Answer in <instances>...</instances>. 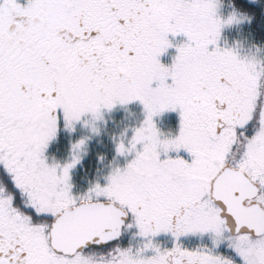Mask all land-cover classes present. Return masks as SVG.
Instances as JSON below:
<instances>
[{
  "label": "rangeland",
  "instance_id": "rangeland-1",
  "mask_svg": "<svg viewBox=\"0 0 264 264\" xmlns=\"http://www.w3.org/2000/svg\"><path fill=\"white\" fill-rule=\"evenodd\" d=\"M187 1L0 0V43L20 45L27 32L41 34V47L48 35L49 44L55 43L50 56L0 44L1 57L21 60L0 58V110L16 117L0 125L1 221L8 215L29 239L32 230L38 235L51 218L79 201L117 200L130 209L137 183L138 190L139 184L160 190L130 172H153L157 161L176 164L170 171L177 174L193 175L184 168L190 163L209 165L201 176L225 161L249 166L252 161L238 158L239 149L233 148L238 130L246 126L254 134L247 151L255 153L256 162L264 159V47L248 40L242 31L246 18L221 0ZM43 12L61 32L40 23ZM119 71L125 75L116 78ZM89 74L94 85L85 79ZM212 95L220 103L225 99L230 112L229 125L217 135L221 123L214 116L220 113L207 101ZM103 136L109 137L112 155L97 163L103 170L77 192L81 164L94 139ZM205 194L196 182L175 189L166 207L183 219L182 204L198 202L206 212L201 221L220 246L248 256L254 252L264 264V237H232ZM257 200L264 206L263 196ZM31 239L44 259L34 264L90 262L82 255L64 261Z\"/></svg>",
  "mask_w": 264,
  "mask_h": 264
},
{
  "label": "flooded vegetation",
  "instance_id": "flooded-vegetation-1",
  "mask_svg": "<svg viewBox=\"0 0 264 264\" xmlns=\"http://www.w3.org/2000/svg\"><path fill=\"white\" fill-rule=\"evenodd\" d=\"M207 101L210 105H213L215 110H219L220 115L214 116L216 124L220 122L224 125V128L228 126L230 112L226 111L227 103L225 99L220 103L219 99L214 98L212 95L208 96ZM245 129L248 130L249 135L247 134L243 138L238 158L243 156V158L250 159L253 164L242 166L240 164L242 161H225L208 176H204V174L201 176V171L210 167L204 163H190L189 167L187 165L184 167L187 170L190 169L193 175L190 173H172L170 170L177 167L176 164L159 161L155 162V170L153 172L145 171L139 173L133 169L134 172H130V176L139 178V180L144 182H155L160 190H150L145 184H139L138 190L137 183L136 186L134 185L136 190L134 197H129L128 207L130 209L124 208L117 200L108 201L118 205L126 212L127 222L121 231L119 240L109 246L92 248L71 258L61 255L57 256H61L64 261H71L69 259L74 261V259L76 260L77 257L82 255L90 259L89 264H101V261L110 259L114 260L112 264H250L248 262L250 256L253 260L252 264H259L254 252L249 256L241 254L243 253L241 251L239 254L234 251L228 252L219 245L221 242H219L217 236L213 237L215 239L213 240L211 229L207 228L205 223L201 221V216L205 215L206 212H202L199 209L200 205L198 202L190 203L187 201L182 204V207L186 210L182 213L185 215L183 219H177L178 216L166 207V204L169 203L168 196L175 189L182 190L187 185L197 182L204 186L205 196L209 203H213L218 209L219 207L215 205L211 197L210 184L225 166L244 172L253 183L260 187L257 199L260 196L264 197V159L256 162L254 160L255 153L247 151L246 143L251 142L254 134H252L251 126H246ZM219 132L215 127V133L218 134ZM196 175L199 177H196ZM174 183L177 184L176 187L173 185ZM164 188H168L169 193H164ZM11 198L15 200V198ZM191 204L192 207L189 208ZM24 210L28 211L29 209L25 208ZM219 211L221 212V210ZM10 218L5 215L3 220H0V264H34V262H43L44 259L41 258L42 256L39 252L40 249H33L34 241L31 237L35 241L38 239L43 246L42 249L48 253V229L51 219L48 225L46 224L45 228L42 229V232L36 235L32 230L31 237L27 239L22 228L19 231L18 227L16 229L13 227ZM10 225L13 230H11ZM28 225H30L29 221ZM225 231L228 232L227 230ZM33 234H35V237H33ZM239 236H247L251 240L259 239L252 238L249 235ZM51 252L55 254L52 250ZM118 259H123V261L116 263ZM62 260L60 262H64Z\"/></svg>",
  "mask_w": 264,
  "mask_h": 264
},
{
  "label": "water",
  "instance_id": "water-1",
  "mask_svg": "<svg viewBox=\"0 0 264 264\" xmlns=\"http://www.w3.org/2000/svg\"><path fill=\"white\" fill-rule=\"evenodd\" d=\"M222 127L219 124L218 131ZM210 185L213 202L232 236H264V207L256 201L258 186L244 172L225 166ZM126 222L125 211L112 203L81 202L51 221L49 245L55 253L72 257L115 243Z\"/></svg>",
  "mask_w": 264,
  "mask_h": 264
},
{
  "label": "trees",
  "instance_id": "trees-1",
  "mask_svg": "<svg viewBox=\"0 0 264 264\" xmlns=\"http://www.w3.org/2000/svg\"><path fill=\"white\" fill-rule=\"evenodd\" d=\"M186 2H189V1L186 0ZM221 2L224 5H226L228 8L232 9L237 14H240L246 18L247 21L243 25V30H242L243 34H245L247 36V38L250 42L257 44V45H261L262 47H264V12H263L264 11V7H263L264 3L261 2V4H259V2H258L257 4L256 3L251 4L245 0H221ZM40 18H42L40 23L43 26H46V24H44V22H47L54 29L56 28L57 32H61L60 31L61 29L58 26L55 27L56 20L53 17H50L48 14H45L43 12V15H40ZM37 33L27 32L28 35H21V37H22L21 42H18L20 45H15V44L6 45L3 43H0V44H2V46H5L8 49L20 48V50H22L23 52H26V51L39 52L40 54L50 56L49 55L50 48L55 43L53 42V43L49 44L48 41L52 40V38H50V35H48L46 37V41H45V48H44V46L41 47L40 46L42 43L40 40L41 34H37ZM35 35L39 37V41H40L39 43H36V44L31 39ZM43 48H44V50H43ZM36 49H38V50H36ZM0 58L1 59L2 58L7 59L8 61H11V62H21V60H18V61L10 60L9 59L10 57H8V56H2V57L0 56ZM121 68H123V67L121 66ZM156 70H159L158 67H156L155 71ZM93 71H95V70H93ZM82 74L84 75V72H82ZM155 74H157V73L155 72ZM117 75L118 76L116 78H119L120 76L125 75V73L124 72L122 73L119 71ZM92 78H93L92 74H89V75H87V77L85 79L87 80L88 83L91 82V84L94 85L95 80ZM126 106L127 105H125V107ZM47 108H50V106H48ZM66 108H70V107H66ZM8 116H10V115H7L5 112L0 110V125H1V122H3L4 124H7V123L14 122V120L16 119V117L10 116V118H9ZM17 120H20V118H17ZM17 123L18 122H16L15 125H17ZM62 128L63 127H61V129ZM109 130L112 131V129H109ZM248 133L249 132L247 129H245V127L238 130V133H237L238 139L234 140L235 141V146L233 147L234 150H237V148H238L239 149L238 151H241V147L243 144V138ZM107 134H110V132L107 131ZM215 135H217V134L215 133ZM45 138H43V139H45ZM237 142H239V144ZM57 146H58L59 150L62 152L63 146H62L61 141L57 144ZM111 155H112V152L110 150V142H109L108 136L107 137H105V136L99 137V139H97L96 141L94 139L92 146L89 148L88 156H87L86 160L81 164V168H80V170L76 176V180H75L76 184L79 185V188H81L82 191L87 186L88 183H91L93 181L94 177H96V175H97V172L103 170V167L101 166V168H100L97 165V163L99 164L100 162H102V165H103V163L105 161H107ZM81 170H83L84 173H86V175H84L85 176L84 179L82 178L83 174H82Z\"/></svg>",
  "mask_w": 264,
  "mask_h": 264
}]
</instances>
